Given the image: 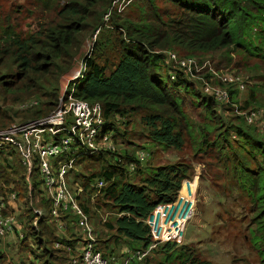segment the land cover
Segmentation results:
<instances>
[{
  "label": "trees",
  "instance_id": "16d2710c",
  "mask_svg": "<svg viewBox=\"0 0 264 264\" xmlns=\"http://www.w3.org/2000/svg\"><path fill=\"white\" fill-rule=\"evenodd\" d=\"M112 2L0 0V128L56 109L62 76L96 34L75 96L101 104L115 138L137 121L147 131L142 147L171 148L179 157L144 165L149 155L116 147L75 160L70 189L82 187L78 199L94 226L95 250L115 256L113 264L123 258L127 264H215L193 243L161 239L147 221L159 205L177 201L201 163L200 178H211L229 199L238 194L230 205L238 219L232 243H252L257 264H264V130L245 114L264 107L256 93L264 87V0H134L130 13L115 10L104 23ZM234 54L239 58L232 61ZM187 58L198 63L191 70L180 63ZM223 58L237 72L226 70ZM254 70L259 73L249 80L239 73ZM226 71L243 77L249 91L243 102L241 88L218 76ZM207 81L227 89L230 100L207 92ZM32 99L35 105L20 106ZM45 194L39 169L29 177L17 151L0 149L4 213L17 217L23 233L19 264H70L75 257L83 264L77 217L64 215L69 226L59 228ZM0 264H14L1 249Z\"/></svg>",
  "mask_w": 264,
  "mask_h": 264
},
{
  "label": "built area",
  "instance_id": "2783aa9c",
  "mask_svg": "<svg viewBox=\"0 0 264 264\" xmlns=\"http://www.w3.org/2000/svg\"><path fill=\"white\" fill-rule=\"evenodd\" d=\"M107 14L108 12L105 15ZM88 55L89 50L86 51L79 69L67 80L64 89L61 87L60 102L56 109L42 118L15 121L8 127L0 128V149L12 148L17 151L29 177L36 168L39 169L40 177L47 189L45 196L52 201V214L59 228L64 229L69 226L68 220L63 218L64 215L71 213L77 217V225L85 239L81 247L83 264H113V261H116L115 256L105 257L101 251L95 250L97 237L93 224L78 199L82 187L77 184L78 190L71 191L70 176H68L79 156L90 155L102 149H115L110 140V132L106 130L101 104L98 102L91 104L74 94L76 82L85 73V57ZM171 56L176 58L173 53ZM180 63L189 70L193 64H198L193 58L183 59ZM204 67L199 66L197 70H202ZM213 71L215 73V70ZM218 76L224 82H233L241 90L245 89L241 75L226 71L219 72ZM205 83L207 92L214 93L221 101L230 100L227 89L214 86L208 81ZM70 85L71 89L68 91ZM36 103L37 100L32 99L21 103L20 106L27 108ZM245 114L250 123L255 124L257 117L259 118L258 112L254 110ZM258 124L264 130V122ZM145 155L149 153L144 151L138 153L142 159ZM99 185H103V181H99ZM11 198L14 199L15 194ZM5 206V199L0 197V241L14 234L23 236L17 217L14 214H5ZM182 221H187L185 216ZM183 222L175 221L169 228L170 232L181 228ZM69 263L77 264L78 259L75 257Z\"/></svg>",
  "mask_w": 264,
  "mask_h": 264
},
{
  "label": "rangeland",
  "instance_id": "374dc122",
  "mask_svg": "<svg viewBox=\"0 0 264 264\" xmlns=\"http://www.w3.org/2000/svg\"><path fill=\"white\" fill-rule=\"evenodd\" d=\"M133 3L134 0H113L112 5L107 10L108 14H110H104L103 22L108 23L111 13L115 10L122 16L125 15V13H130V6ZM96 38L97 36L94 34L93 37H88L82 44L80 53L76 57L72 69L62 76L63 89L67 80L74 74L75 70L78 69L77 64L79 63L78 61L84 49L85 51L89 50V55L85 58L87 59L91 56ZM89 43H92L91 46L85 48ZM205 57L206 56H203V58ZM211 57L210 54L207 56L209 59ZM231 58L232 61H234L239 57L234 54ZM222 64L226 66V70L235 71L232 68V64H229L228 58H223ZM239 73L245 80H249L250 75L253 76V74L259 73V71L254 70L250 74L246 71H239ZM248 93V87L243 89L239 95V100L243 102L247 99ZM256 93L259 100L264 103L263 85H260L256 89ZM256 111L258 112L259 118L257 117V122L255 124L259 126V122H264V107L258 108ZM16 121L22 120L17 119ZM146 134L147 131L136 121L130 125L129 133L126 136L119 135L115 138L113 133L110 132V140L115 148L117 147L119 152L120 150L121 152L128 150L130 153H137L138 151L147 150L146 152L149 153V157L143 162L144 165H156L162 163L161 161L168 162L179 157L178 152L176 153L171 148L155 146L153 144H148V148L142 147L144 142H148ZM129 139L133 140L134 143L129 144ZM158 157L161 161L158 160ZM203 170L204 166L201 165V163H196L193 177L183 182V187L176 203L172 204L173 206H170L171 204L161 206L151 216L149 222L155 234L164 236L165 234H160V232L163 231L166 232V236H168V238L164 239L177 240L180 243H193V245L200 249L199 251L204 256L212 259L215 264H257L259 258L252 243H242L240 240L236 243H232L234 237L233 231L238 223V219L231 216L230 205L235 197H238V194L236 193L233 198L229 199L225 196L222 187L219 188V190L216 189L211 178H200V174H202ZM222 215H224L223 218H221ZM184 216L185 219H187L186 222L182 221ZM226 216H228V219L225 218ZM175 221L183 222L181 225L182 227L170 232L169 228H171ZM214 233L216 234L215 239L213 238L215 235ZM18 236L17 234L10 235L0 241V249L8 253L11 262L14 264H19L21 259V257L15 253L18 248ZM124 250L127 251L128 248L124 246ZM121 264H127L126 258H123Z\"/></svg>",
  "mask_w": 264,
  "mask_h": 264
},
{
  "label": "crops",
  "instance_id": "0c3cea01",
  "mask_svg": "<svg viewBox=\"0 0 264 264\" xmlns=\"http://www.w3.org/2000/svg\"><path fill=\"white\" fill-rule=\"evenodd\" d=\"M174 203H176V202H174ZM169 204H171L170 206H173L172 205V203H169ZM169 204H162V205H159L151 214H150V216L148 217V223H150L149 222V219H151V216L161 207V206H167V205H169ZM166 213H167V211H166ZM168 215H169V213H167ZM152 226V225H151ZM93 228H94V226H93ZM154 231V230H153ZM158 237H160L161 239H163V240H167V239H164V238H168V236H166V237H164V236H161V235H157Z\"/></svg>",
  "mask_w": 264,
  "mask_h": 264
},
{
  "label": "bare ground",
  "instance_id": "6f19581e",
  "mask_svg": "<svg viewBox=\"0 0 264 264\" xmlns=\"http://www.w3.org/2000/svg\"><path fill=\"white\" fill-rule=\"evenodd\" d=\"M91 45V43H89V44H87V48H88V46H90ZM85 52L86 51H84L83 53H82V55H81V57H80V59H79V63L77 64V68L79 69V67H80V64H81V61L83 60V58H84V56H85ZM76 69V68H75ZM78 69H76L75 71H77ZM200 80V79H199Z\"/></svg>",
  "mask_w": 264,
  "mask_h": 264
}]
</instances>
